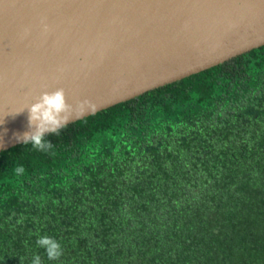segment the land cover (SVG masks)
Wrapping results in <instances>:
<instances>
[{
  "label": "trees",
  "instance_id": "obj_1",
  "mask_svg": "<svg viewBox=\"0 0 264 264\" xmlns=\"http://www.w3.org/2000/svg\"><path fill=\"white\" fill-rule=\"evenodd\" d=\"M46 139L0 152V264H264V46Z\"/></svg>",
  "mask_w": 264,
  "mask_h": 264
},
{
  "label": "water",
  "instance_id": "obj_2",
  "mask_svg": "<svg viewBox=\"0 0 264 264\" xmlns=\"http://www.w3.org/2000/svg\"><path fill=\"white\" fill-rule=\"evenodd\" d=\"M262 46L264 0H0V152L45 91L70 124Z\"/></svg>",
  "mask_w": 264,
  "mask_h": 264
},
{
  "label": "clouds",
  "instance_id": "obj_3",
  "mask_svg": "<svg viewBox=\"0 0 264 264\" xmlns=\"http://www.w3.org/2000/svg\"><path fill=\"white\" fill-rule=\"evenodd\" d=\"M44 30H48L47 24H44ZM24 31L27 34L28 29ZM94 108L95 104L89 99L78 101L75 105L68 103L63 88L52 92L45 91L35 103L27 108L29 131L17 134L16 138L23 145L30 144L35 150L48 152L54 145L52 141L46 139V136H58L69 120L78 119ZM23 170V166L16 168L18 173ZM36 244L45 250L49 260H58L63 255L61 244L53 237L38 236ZM31 264H42L41 256L34 255Z\"/></svg>",
  "mask_w": 264,
  "mask_h": 264
}]
</instances>
